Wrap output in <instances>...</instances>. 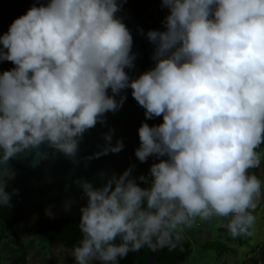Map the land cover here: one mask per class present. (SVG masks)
I'll return each mask as SVG.
<instances>
[{
    "label": "clouds",
    "instance_id": "9594fccd",
    "mask_svg": "<svg viewBox=\"0 0 264 264\" xmlns=\"http://www.w3.org/2000/svg\"><path fill=\"white\" fill-rule=\"evenodd\" d=\"M163 30L144 32L153 66L131 78L133 37L117 13L122 0L33 4L0 35V176L8 161L42 145L75 157L84 132L105 123L130 88L147 119L136 158L154 157L147 175L132 168L102 186L78 181L81 239L74 264H119L147 245L176 247L196 218H230L231 236L249 234L261 181L249 170L264 144V0H161ZM119 96V100L116 97ZM93 155L118 153L112 129ZM139 180L146 186L142 187ZM0 178V206L8 204Z\"/></svg>",
    "mask_w": 264,
    "mask_h": 264
},
{
    "label": "water",
    "instance_id": "95a60500",
    "mask_svg": "<svg viewBox=\"0 0 264 264\" xmlns=\"http://www.w3.org/2000/svg\"><path fill=\"white\" fill-rule=\"evenodd\" d=\"M14 18L25 13L33 4L47 3V0H12ZM118 3L121 0H117ZM125 23L133 37L132 50L136 53L134 67L126 69L131 78L153 66L151 55L152 44L144 35L135 14L122 0V8L117 13ZM13 65V64H12ZM14 67V65H13ZM126 96L122 106L115 112L105 113V123H97L95 127L84 132L78 142L75 157H68L58 150L42 145V150L49 153L47 159L33 163L30 151L18 154L8 161L9 174L0 176L6 181V191L10 201L3 205L10 208L25 209L34 207L42 214L52 219L78 220L79 209L86 204V196L78 181H90L94 186H102L107 177L119 175L124 169L132 168V175H147L154 157L141 162L134 150L139 146L137 129L141 122L150 126L162 121V117L147 119L144 109L131 95V89L123 90ZM119 96L116 97L119 100ZM112 129V142L117 139L123 142V148L118 153L108 152L99 157L93 154L100 151L104 145L103 134ZM2 172V169H0ZM137 183H141L137 180ZM141 186H146L141 183ZM160 248L153 251L147 264H155ZM101 264V262H100Z\"/></svg>",
    "mask_w": 264,
    "mask_h": 264
},
{
    "label": "trees",
    "instance_id": "16d2710c",
    "mask_svg": "<svg viewBox=\"0 0 264 264\" xmlns=\"http://www.w3.org/2000/svg\"><path fill=\"white\" fill-rule=\"evenodd\" d=\"M151 1L158 4L157 12L151 10ZM123 2L130 7L135 14L140 26L146 32L149 29L163 30L162 21L167 13V9L161 7V0H123ZM14 19L13 2L12 0H0V35L7 32L9 25ZM13 68L11 61L0 62V72ZM264 149V144L259 148ZM25 209H16L6 206H0V232L6 227H15L25 222ZM226 221L217 224L215 229L222 236L231 238L240 244L249 245L251 234L239 235L236 237L231 236L227 228ZM78 220H65V219H52L37 210L34 232L40 242L49 243L52 241L58 242L64 249H72L73 246L81 239V233L78 227ZM199 226L201 223H197ZM196 224V225H197ZM174 248L167 246L160 248L159 257L155 264H184L196 249L192 241L184 238ZM32 246V243L17 242L18 253L14 255L11 260L12 264H26L27 249ZM198 247L208 251H215L220 253L226 245L220 239L204 241L198 244ZM152 253L147 245L142 247L139 251L129 252L127 256L119 258V264H147L148 259ZM258 258L261 264H264V243L259 247ZM10 263V264H11ZM0 264H4L1 262ZM94 264H100L95 261ZM198 264H226L223 261L215 259L213 261H203Z\"/></svg>",
    "mask_w": 264,
    "mask_h": 264
},
{
    "label": "rangeland",
    "instance_id": "374dc122",
    "mask_svg": "<svg viewBox=\"0 0 264 264\" xmlns=\"http://www.w3.org/2000/svg\"><path fill=\"white\" fill-rule=\"evenodd\" d=\"M151 10L157 12L158 4L151 1ZM261 152V163L258 167L249 170L250 174H254L261 181V192L256 197L255 209L249 211L255 216V224L249 230L251 240L249 245L240 244L239 242L222 236L216 231L215 226L230 218L212 217L208 220L196 218L191 227L184 226L182 234L184 238L192 241L196 248L193 254L184 264H198L203 261H213L218 259L226 264H261L258 258L259 247L264 243V149H257ZM25 222L15 227L3 228L0 232V259L4 264H10L12 258L17 254V242L32 243L27 249L26 264H74L72 259V249H64L58 242L49 243L36 241L35 220L37 209L27 207ZM197 223H201L199 226ZM197 224V225H196ZM220 239L225 243L220 253L215 251L204 250L198 247V244L204 241ZM96 260L90 261L94 264ZM12 264V263H11ZM16 264V263H15Z\"/></svg>",
    "mask_w": 264,
    "mask_h": 264
}]
</instances>
